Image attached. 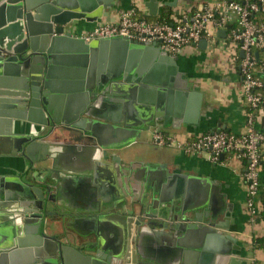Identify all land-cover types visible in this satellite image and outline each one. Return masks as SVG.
<instances>
[{"label": "crops", "instance_id": "crops-1", "mask_svg": "<svg viewBox=\"0 0 264 264\" xmlns=\"http://www.w3.org/2000/svg\"><path fill=\"white\" fill-rule=\"evenodd\" d=\"M97 1L62 0L64 4L86 6L98 4ZM132 1L103 0L114 3L115 6L108 11L114 19L130 9ZM140 1L150 23L156 22L163 9L169 8L170 13L175 9L166 5L172 0H157L159 12L156 17H152L145 6L149 0ZM191 2L177 0L175 7ZM105 20L82 21L72 27V33L77 37ZM231 53L223 45L206 44L205 49L197 46L196 49L189 48L174 56L178 70L184 76L182 79L189 86V92L198 93L200 102L193 107L194 102L186 100L179 110L174 106L170 109L163 107L160 112L156 109L148 118L137 116L139 126L149 128L144 131V128L138 126L144 130L129 147L120 138L115 147L117 149L109 151L106 160L101 158V151H95L91 158L87 155L94 145L80 130L72 128L75 121L70 124L63 121L65 103L58 117L61 123L56 127L67 129L60 128L47 139H35L33 134L40 126L28 121L26 107L0 101V264L56 263L46 252L38 223L20 211L26 210L23 204L28 201L22 200L20 195L25 192L26 184L31 183L28 170L34 159L36 162L41 161V166L37 167L39 171L48 169L56 176L55 181L48 177L46 180L56 182L55 193L59 197L60 206L72 210L74 215V218L67 220L70 226L66 222L60 231L73 238L70 245L85 257L104 255L112 260L114 255H125L127 238L123 217L128 213L130 204L142 198L145 188L150 186L153 193L148 199V210L155 214L162 207L161 202L176 200L181 183L186 195L188 184L184 179L187 178L190 179L187 205L196 210L195 207H200L206 201L204 213L209 216L215 214L221 221L227 219L230 224L228 233L240 247V252H234L239 254L242 264H264V247L253 244L256 239H264V219H250L243 180L244 165L235 160L214 163L209 153H187L177 145L198 135L216 131L217 126L233 134L245 132L247 110L240 99L238 65L232 61ZM5 59L0 60V83L15 81L18 76L15 65L6 63ZM78 80L56 79L58 88L62 84V88L66 84H69L67 88L71 87ZM61 91L55 89L53 97L66 100L65 91ZM73 92L70 95L79 93ZM104 115L111 114L106 112ZM120 116L121 119L125 118L123 114ZM262 121L261 118L259 128H263ZM119 125L123 126V123ZM155 132L163 134L165 139L174 140L173 143L157 145L153 140ZM30 138L36 141L37 146L30 153L24 154L23 150ZM51 144L57 145L62 151L52 155ZM148 150L161 151L165 156L153 158L145 154ZM262 152L264 155V144ZM88 165H91L90 169L86 168ZM261 177H264V161ZM133 216L137 217V214ZM159 219L156 221L160 225ZM76 237L83 241V245L78 240L74 241ZM172 241L162 236L161 227H154L150 236L141 238L138 249L145 264H184L188 255H184V248H178ZM194 244L200 247L202 243L199 246L197 241L190 238L187 245ZM190 251L186 264L197 261V254L192 253L195 251ZM76 264L86 263L76 260Z\"/></svg>", "mask_w": 264, "mask_h": 264}, {"label": "water", "instance_id": "water-1", "mask_svg": "<svg viewBox=\"0 0 264 264\" xmlns=\"http://www.w3.org/2000/svg\"><path fill=\"white\" fill-rule=\"evenodd\" d=\"M98 1V4L86 6L64 4L62 0H0V60L6 58V63L14 64L18 75L15 81L0 83V101L26 107L28 121L40 126L38 133L33 134L35 139H47L60 128L67 129L56 127L61 123L58 117L65 103L63 121L67 124L75 121L72 128L80 130L94 145L87 155L91 158L95 151H101V158L106 160L107 153L116 150L120 140L129 147L142 130L149 128L139 126L137 116L148 118L163 107L174 106L179 110L186 100L194 102L193 107H196L201 97L189 92L176 58L161 49L158 43H139L121 37L84 41L75 37L72 27L82 21L96 22L105 18V22H114L108 13L114 3ZM176 3L177 0H172L166 5L174 8ZM145 6L150 16H157V0H149ZM217 35L224 37L225 32L221 30ZM206 44L201 40L198 47L205 49ZM58 78L80 81L68 88L69 84L58 88ZM55 89L65 91L66 100L53 97ZM73 91L79 93L70 95ZM106 112L111 115H104ZM120 114L125 118L121 119ZM262 124L263 127L264 119ZM222 129L224 127L217 126L216 131ZM26 145L24 154L37 146L31 138ZM51 145L52 155L62 151L57 145ZM145 154L153 158L165 156L154 150ZM39 166L41 161L35 159L30 164L31 183L26 184L25 192L20 195L28 202L23 204L26 210L20 211L38 223L46 252L54 262L56 260L55 264H76V260L86 264H145L138 241L150 236L154 227H161L162 236L173 240L178 248H184V255L189 256L190 250L195 251L192 253L197 254H193L197 261L193 260L192 264H242L239 254L235 253L240 252V247L228 233L227 219L219 220L214 211L215 216L204 213L206 201L195 207L196 210L187 205L190 183L187 178L184 179L188 184L186 195L181 183L176 200L161 202L162 207L155 214L148 210V199L153 193L150 186L145 188L142 198L130 204L123 217L127 238L125 255H114L112 260L104 255L85 257L70 245L73 238L60 231L74 215L72 210L60 206L55 193L56 182L46 180L48 177L55 181L56 176L48 169L39 171ZM86 168L90 169L91 165ZM70 224L68 221L67 225ZM190 238L199 246L202 243L201 246H188ZM77 240L83 245L80 238L74 239ZM187 257L184 264L188 262Z\"/></svg>", "mask_w": 264, "mask_h": 264}, {"label": "built area", "instance_id": "built-area-1", "mask_svg": "<svg viewBox=\"0 0 264 264\" xmlns=\"http://www.w3.org/2000/svg\"><path fill=\"white\" fill-rule=\"evenodd\" d=\"M142 6L140 0H133L130 9L121 12L114 22L99 24L77 38L91 41L121 37L158 43L171 56L196 49L201 40L232 51L231 59L238 65L240 99L247 110L245 132L213 131L177 145L187 153H209L214 163H221V156L224 161L246 163V206L254 220L264 211L260 200L264 197V126L259 128V121L264 119V0H192L188 5L174 7L167 23L148 22ZM221 30L224 37L217 35ZM153 140L159 146L174 141L158 132Z\"/></svg>", "mask_w": 264, "mask_h": 264}, {"label": "trees", "instance_id": "trees-1", "mask_svg": "<svg viewBox=\"0 0 264 264\" xmlns=\"http://www.w3.org/2000/svg\"><path fill=\"white\" fill-rule=\"evenodd\" d=\"M170 14L171 13H170V9L169 8L163 9L160 12L159 16L156 18V23H167V22H169ZM243 164L245 166L246 163H243ZM262 183L264 184V177L262 178ZM260 200H261V204H262L263 210H264V197L262 196ZM255 219L256 220L264 219V211L258 217H256ZM253 244L256 247L258 245V246H260L262 248V247H264V239H256V240L253 241Z\"/></svg>", "mask_w": 264, "mask_h": 264}]
</instances>
